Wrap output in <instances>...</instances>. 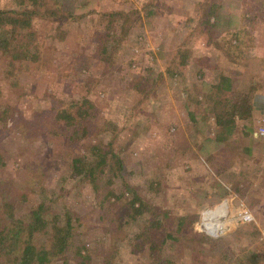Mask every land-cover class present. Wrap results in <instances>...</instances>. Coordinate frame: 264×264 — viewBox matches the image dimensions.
Instances as JSON below:
<instances>
[{"label": "rangeland", "instance_id": "obj_1", "mask_svg": "<svg viewBox=\"0 0 264 264\" xmlns=\"http://www.w3.org/2000/svg\"><path fill=\"white\" fill-rule=\"evenodd\" d=\"M62 1L79 13L93 9L99 14L139 11V15L111 55L101 54L100 48L109 41L107 34L117 39L120 23L108 33V23L99 22L98 13L79 23L36 19L34 54L41 61L28 62L24 71L10 77L1 63L0 112L6 107L11 113L6 125L10 131L0 122L4 161L0 180L9 194H28L26 201L15 203L16 217L26 219L39 204L48 206L49 215L61 222L69 212L80 240L70 253V264H76L75 253L88 255L87 264H250L253 256L254 264H264V139L253 138L264 115L253 114L246 124L250 131L238 120L235 136L217 143L214 137L220 130L213 112L194 108L199 118L194 125L183 93L185 87L193 90L194 84L207 91L214 82L208 65L201 70L206 71L204 77L196 75L197 59H215V47L193 30L191 22L204 2L216 5L219 23H224L214 39L231 42V58L221 56L214 65L231 78L237 75L236 93L249 92L253 84L259 92L264 82V0ZM149 4L147 9L155 14L146 17L143 12ZM15 7V0H0V9ZM181 48L190 51V60L181 69L183 78H170L167 70ZM209 94L214 98L211 87ZM233 97L224 92L217 101L230 106ZM83 98L95 111L83 122V132L74 128L81 138L72 142L50 135L51 107H66ZM63 134L74 136L66 128ZM244 146L251 149L246 158L241 153ZM93 147L106 153L105 164L93 178L71 177L73 159L90 161ZM224 162L229 169L218 174L216 166ZM129 189L147 207L136 220L121 217L122 206L133 199ZM219 193L222 197L212 196ZM223 202L230 218H224L227 230L210 237L201 220ZM245 211L254 217L250 225L238 220ZM181 218L192 227L176 234ZM139 233L146 237L138 238ZM201 235L210 242L190 241Z\"/></svg>", "mask_w": 264, "mask_h": 264}, {"label": "trees", "instance_id": "obj_2", "mask_svg": "<svg viewBox=\"0 0 264 264\" xmlns=\"http://www.w3.org/2000/svg\"><path fill=\"white\" fill-rule=\"evenodd\" d=\"M30 5H24V0H15L17 7L12 9L1 8L0 9V68L4 63V73L6 77L18 75L21 71L26 69L28 62H40L39 54H34V50L37 45L34 43L36 33L32 31L33 21L36 19L49 21L51 23H62L64 21L68 23H79L80 20L86 19L87 16L92 17L98 13V21L108 23L107 30L113 32L115 30L114 23H120L118 26L119 36L116 40L110 39L107 34L105 39L109 41H103L101 54L109 55L115 52L116 47L122 39H125L128 35L129 28L132 26L134 18L139 15V11L132 12H99L93 9H84L79 13V9L74 8L72 5L65 6L62 0H49L50 6L43 4L44 0H28ZM200 4V11L197 16V20L194 19L191 22H195L194 31L198 34H204L206 43L213 44L215 48V59L209 60V57L204 56L196 60L195 66L199 69L196 73L198 79L204 77L206 71H201L204 65H208L207 69L211 72V76L214 81L211 86L207 85V91H201L195 84L193 90L186 88L183 91L185 95V108L189 111L190 118L194 125H198L199 118L193 111L194 108L202 106L206 111L213 112L215 115V125L219 128L218 134L214 137L217 143L224 144L228 140L230 141L235 136L236 126L238 120L243 122L242 128L245 131H250L248 125L251 123L254 108L257 103V92L255 84L250 86L247 93H236L235 87V75L228 73L225 69L218 68L214 65L216 59L227 55L230 57L231 42L227 41L224 44L214 39L215 30L224 23L220 22V10H217L215 4L206 3ZM23 4V5H22ZM149 5L145 6L144 15L151 17L155 12L151 9H147ZM209 7V9H208ZM86 8V7H85ZM65 22V23H66ZM227 45V46H226ZM182 49V48H181ZM178 49L172 60L171 69L167 70L170 78L182 77L181 69L186 66L190 60V51ZM39 56V57H38ZM179 58L178 60H175ZM220 65V64H219ZM211 81V82H212ZM13 84V87H16ZM210 87L214 90V98L209 94ZM224 92H230L233 94V102L230 106L221 104L218 97ZM194 95V96H193ZM205 100L201 102L199 98ZM199 99V100H198ZM53 111L50 122V135L64 136L67 140H79V131L74 130L78 127L81 131H84L82 127L83 122L91 118V112L95 111V106L92 102L86 98H83L80 102H72L66 107L63 105H54L51 107ZM6 107L0 112V122L3 130H8L6 127L7 119L10 115ZM248 124V125H246ZM71 129L74 132V136H66L63 134V129ZM206 150V149H203ZM251 152L250 147L244 146L241 149L242 157L246 158ZM92 158L90 161H85L83 158L76 157L73 159L72 171L70 176H85L93 178L99 166L104 165L107 159L106 153H102L100 147H93ZM207 156H211V153ZM4 164L3 158L0 155V167ZM229 167L226 162L216 166V172L222 174L227 172ZM4 183L0 180V264H54V262H62L63 264L69 263V256L72 251L80 244V240L76 237L75 227L72 222V218L69 212L64 213V221L61 219L49 215V207L44 204H39L34 209H31L28 217L22 219L15 215V203L20 201H26L28 194L18 193V196L9 194V191L3 189ZM127 188V186H126ZM129 193L133 196V199L127 204L122 206L123 213L121 215L124 220H136L140 216L144 215L147 211L146 205L143 201L136 197V194L129 189ZM237 191V188H235ZM238 192V191H237ZM111 196L113 193H110ZM212 196L222 197L219 194H212ZM117 198V197H116ZM109 199V198H108ZM184 218L179 219L177 222V233L185 230V227H192V223L185 225ZM250 225V223H245ZM241 224V225H245ZM122 225V224H121ZM120 224L117 225L116 230L120 229ZM247 232L246 229H240V233ZM143 236L144 233H139L137 237ZM169 239L176 241L177 237L168 235ZM205 239L206 242L210 240L201 235L197 237H190V241L197 240L201 242V239ZM203 242H201L202 244ZM88 255H81L75 253L74 259L76 264H87L89 262ZM156 259V258H155ZM157 261V259H156ZM250 264L256 263L255 257L250 258ZM154 264V261L151 262ZM157 264H166L163 262H157Z\"/></svg>", "mask_w": 264, "mask_h": 264}, {"label": "built area", "instance_id": "obj_3", "mask_svg": "<svg viewBox=\"0 0 264 264\" xmlns=\"http://www.w3.org/2000/svg\"><path fill=\"white\" fill-rule=\"evenodd\" d=\"M254 137L256 139H264V116L261 118L259 126L257 127L256 131L254 132ZM221 205L222 207V214H218L216 217L214 216H210L211 218L205 220L204 217L201 220V222L203 223L204 226V231L205 233L210 236V237H214L217 238L221 235H223L225 233V231L227 230V224L225 223L226 221L224 220V218H226V211H225V204L220 203L219 206ZM219 206L215 207L214 210L216 208H218ZM205 215V214H204ZM227 219L230 221V218L227 217ZM218 220L220 221L221 224H223L222 228H214L215 226H217L216 221ZM238 220L241 221L242 223H252L254 222V217L248 213V212H241L239 213L238 216Z\"/></svg>", "mask_w": 264, "mask_h": 264}, {"label": "crops", "instance_id": "obj_4", "mask_svg": "<svg viewBox=\"0 0 264 264\" xmlns=\"http://www.w3.org/2000/svg\"><path fill=\"white\" fill-rule=\"evenodd\" d=\"M258 90H259V92H257V103H256V107L254 108V111H253L254 116L264 115V114H262L264 112V108H263V106H264V82L262 83L261 87ZM253 138H254V136H253ZM254 139H256V138H254Z\"/></svg>", "mask_w": 264, "mask_h": 264}, {"label": "bare ground", "instance_id": "obj_5", "mask_svg": "<svg viewBox=\"0 0 264 264\" xmlns=\"http://www.w3.org/2000/svg\"><path fill=\"white\" fill-rule=\"evenodd\" d=\"M217 206H219V205H217ZM214 208L215 207H213L211 210H209L205 213V217H204L205 220L211 218L210 216L216 217L218 214H222L221 205L218 208H216L215 210H214ZM215 221H216L217 226H215L214 228H216V227L222 228L223 227V224H221L220 221H218V220H215Z\"/></svg>", "mask_w": 264, "mask_h": 264}]
</instances>
